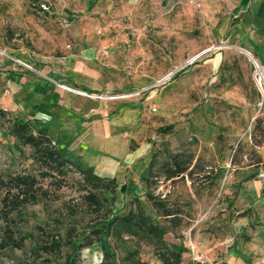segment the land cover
<instances>
[{
  "label": "rangeland",
  "instance_id": "374dc122",
  "mask_svg": "<svg viewBox=\"0 0 264 264\" xmlns=\"http://www.w3.org/2000/svg\"><path fill=\"white\" fill-rule=\"evenodd\" d=\"M208 12V7L195 6L189 0H0L1 50L40 62L80 47L97 46L93 59L101 68V88L89 93L117 95L141 87L145 91L135 97L149 96L143 111L145 140L158 150L153 170H159L167 158L164 144L169 151L192 152L194 159H199L193 180L187 175L175 180L159 176L150 185L152 194L184 215L180 226L167 236L185 240L191 221L201 218L192 235L204 240L198 252L201 260L212 258L210 263L191 260L194 264L218 263L219 253H212L209 245L215 238L234 234L233 230L244 240L250 239L251 230L264 233V181L240 184L264 171V92L253 78L255 62L249 54L257 62L261 60L254 52L234 48L227 36H212L217 21ZM189 60L193 61L187 63ZM14 119L9 113L0 117V167L5 172L31 170L33 166L29 148L17 147L10 134ZM166 124L174 125L171 131L158 134L157 128ZM223 175H231L227 188L245 187L253 197L257 191L256 205L232 207L225 219L217 208L211 215L216 224L209 229L204 227L206 198L201 195L217 194L213 198L217 206ZM75 177L76 172H68L67 185L49 187L56 200L20 212L17 220L20 234L26 237L24 246L0 249V264H63L38 246L46 234L62 235L69 224H82L85 216L79 210ZM141 184L144 189L136 186L135 197L154 221L163 223L144 197L145 183ZM190 189L198 194L190 197ZM129 191L126 187L122 194L117 187L113 194L105 191L102 195L113 199L112 210L125 214L134 198ZM236 222L239 224L233 229L231 224ZM135 246L132 239L110 240L118 264ZM180 250L190 257L185 247ZM136 258L141 264H160L146 244H140Z\"/></svg>",
  "mask_w": 264,
  "mask_h": 264
},
{
  "label": "crops",
  "instance_id": "0c3cea01",
  "mask_svg": "<svg viewBox=\"0 0 264 264\" xmlns=\"http://www.w3.org/2000/svg\"><path fill=\"white\" fill-rule=\"evenodd\" d=\"M197 2L208 7L207 14L217 21L211 29L212 36H227L234 48H240L246 53L254 52L261 60L259 64L264 62V0ZM96 50L97 46L86 49L80 47L40 62L19 58L36 70L31 71L14 64L11 57H18L4 49L7 55L0 54V110L16 119L27 121L34 129H44L47 137L67 158L84 167H91L98 176L115 178L135 196L136 186L144 189L140 178L154 152L152 145L145 140L147 120L143 105L149 96L103 100L89 98L65 88L85 92L100 91L101 68L93 59ZM230 177H222L224 188L220 191L221 199L217 206L213 205V198L217 194L207 192L201 195L206 198L202 215H205L206 228L212 229L216 224L211 215L217 208L224 212L222 215L225 219L226 212L231 211L232 207L256 205L257 191L253 197V192H247L245 187L227 188ZM233 179H237L236 176ZM260 179L264 181V171L245 178L240 184L252 185ZM190 191V197L198 194L197 190ZM186 219L191 221L189 217ZM200 219L191 221L186 241L167 236L168 233L164 235L166 244L180 251V264H194L191 260L208 262L212 258V255L205 256L201 260L198 256L204 240L192 235L191 230L198 227ZM238 224L232 223L231 226L234 229ZM233 232L232 235L215 238L214 244L209 245L208 249L212 253H219V261L215 264H264V233L251 230L250 239L244 240L236 234L237 231ZM187 240L196 243L192 251L187 248ZM182 246L187 249L190 257L180 250ZM80 259L81 264H99L102 251L96 245L84 248L80 252Z\"/></svg>",
  "mask_w": 264,
  "mask_h": 264
},
{
  "label": "trees",
  "instance_id": "16d2710c",
  "mask_svg": "<svg viewBox=\"0 0 264 264\" xmlns=\"http://www.w3.org/2000/svg\"><path fill=\"white\" fill-rule=\"evenodd\" d=\"M5 114V111L0 110V117ZM173 126H159L157 133H168ZM10 134L17 147L29 148L33 166L31 170L22 169L17 172H5L0 167V249H21L24 246L26 237L20 234L17 220L20 212L27 206L40 203L45 207L47 200H56L57 196L49 187L58 189L67 185L66 174L74 171L78 175L75 182L81 205L79 210L85 218L81 220L79 227L69 224L62 235L58 232L48 233L44 239L41 238L38 247L43 253L60 259L63 264H81V250L98 244L102 251V261L99 264H118L117 255L110 247V240L132 239L136 246L120 260V264H141L136 258L140 244L151 246L153 256L160 264H180V251L170 248L164 235L179 227L184 215L179 208L171 209L164 198L152 194L150 185L152 179L156 180L159 176L165 180H175L187 175L189 180H193L199 159H194L192 152L169 151L164 144L167 158L161 163L159 170H153L158 153L154 149L145 174L140 178L147 187L144 197L155 216L163 220L161 223L154 221L145 212L135 196L125 214L112 210L113 199L109 201L102 195L103 192L113 194L119 187L123 194L126 185H120L115 178L98 176L91 167H84L67 158L47 137L44 129L35 130L27 121L14 119ZM262 137L264 138V134Z\"/></svg>",
  "mask_w": 264,
  "mask_h": 264
},
{
  "label": "built area",
  "instance_id": "2783aa9c",
  "mask_svg": "<svg viewBox=\"0 0 264 264\" xmlns=\"http://www.w3.org/2000/svg\"><path fill=\"white\" fill-rule=\"evenodd\" d=\"M193 5H195V6H198L199 4H198V2H197V0H189ZM0 54L2 55V56H6L7 54H6V52H4V50H1L0 49ZM11 60H12V62L14 63V64H16V65H18V66H20V67H23V68H25V69H27V70H31V71H36L35 69H34V67L31 65V64H29V63H27V62H25V61H23V60H21V59H19V58H16V57H11ZM193 60H189L187 63H191ZM186 63V64H187ZM255 64V63H254ZM259 64V63H258ZM185 66V65H184ZM260 68V73L262 74V76H263V79H264V66H261L260 64L259 65H256L255 64V72H254V75H253V78H254V80H256V84L258 85V88H260L261 90H262V92H264V80L262 79H260V74L257 72V70ZM179 69H177V70H174V71H172V72H170L168 75H166L161 81H163V80H165V79H167L169 76H171V75H173L174 73H176L177 71H178ZM59 86H61V85H59ZM263 86V87H262ZM63 87H65V86H63ZM66 89H68V90H72V91H75V92H77V93H80V94H82V95H84V96H86V97H89V98H94V99H103V100H111V99H115V98H128L129 96H132V95H139V94H141L143 91H145V89H137V90H135L134 92H128V93H122V94H117V95H115V94H102V95H100V94H96V93H89V92H85V91H79V90H74V89H71V88H68V87H65ZM156 110V108L155 107H152V111H155ZM197 244H199V243H197ZM196 246V243H193V242H191V241H188V244H187V248H189V250L190 251H192L193 250V248Z\"/></svg>",
  "mask_w": 264,
  "mask_h": 264
},
{
  "label": "bare ground",
  "instance_id": "6f19581e",
  "mask_svg": "<svg viewBox=\"0 0 264 264\" xmlns=\"http://www.w3.org/2000/svg\"><path fill=\"white\" fill-rule=\"evenodd\" d=\"M253 60H254V59H253ZM254 62H255V64H256V65H258V64L256 63V61H255V60H254ZM260 72H261V71H260V68H259V74H260V78H261V79H263V76H262V74H261Z\"/></svg>",
  "mask_w": 264,
  "mask_h": 264
},
{
  "label": "water",
  "instance_id": "95a60500",
  "mask_svg": "<svg viewBox=\"0 0 264 264\" xmlns=\"http://www.w3.org/2000/svg\"><path fill=\"white\" fill-rule=\"evenodd\" d=\"M237 49L243 52V50H242V49H240V48H237Z\"/></svg>",
  "mask_w": 264,
  "mask_h": 264
}]
</instances>
